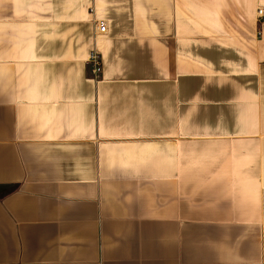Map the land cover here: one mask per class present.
Here are the masks:
<instances>
[{"label":"crops","instance_id":"crops-1","mask_svg":"<svg viewBox=\"0 0 264 264\" xmlns=\"http://www.w3.org/2000/svg\"><path fill=\"white\" fill-rule=\"evenodd\" d=\"M258 8L0 0V264H264Z\"/></svg>","mask_w":264,"mask_h":264},{"label":"built area","instance_id":"built-area-1","mask_svg":"<svg viewBox=\"0 0 264 264\" xmlns=\"http://www.w3.org/2000/svg\"><path fill=\"white\" fill-rule=\"evenodd\" d=\"M257 18L258 22L264 21V11L262 8L257 9ZM95 26L97 33H103L106 30V23L104 20H96ZM86 63L90 66V72L94 76L95 79H98L101 74V60L100 56L96 51H91L86 59Z\"/></svg>","mask_w":264,"mask_h":264},{"label":"trees","instance_id":"trees-1","mask_svg":"<svg viewBox=\"0 0 264 264\" xmlns=\"http://www.w3.org/2000/svg\"><path fill=\"white\" fill-rule=\"evenodd\" d=\"M7 192H4V193H2V194H0V197H2L3 195H5Z\"/></svg>","mask_w":264,"mask_h":264}]
</instances>
